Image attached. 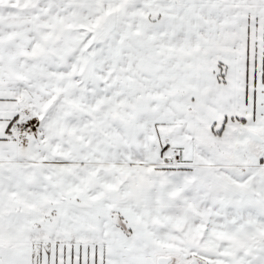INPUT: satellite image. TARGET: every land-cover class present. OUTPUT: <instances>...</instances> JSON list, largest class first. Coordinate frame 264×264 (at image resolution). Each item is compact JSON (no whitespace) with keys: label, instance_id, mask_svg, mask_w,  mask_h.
<instances>
[{"label":"snow or ice","instance_id":"obj_1","mask_svg":"<svg viewBox=\"0 0 264 264\" xmlns=\"http://www.w3.org/2000/svg\"><path fill=\"white\" fill-rule=\"evenodd\" d=\"M0 264H264V0H0Z\"/></svg>","mask_w":264,"mask_h":264}]
</instances>
